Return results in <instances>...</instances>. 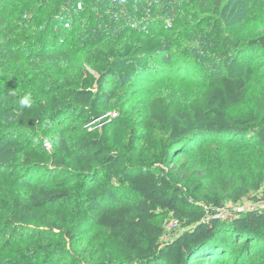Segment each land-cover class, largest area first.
<instances>
[{
    "label": "rangeland",
    "instance_id": "1",
    "mask_svg": "<svg viewBox=\"0 0 264 264\" xmlns=\"http://www.w3.org/2000/svg\"><path fill=\"white\" fill-rule=\"evenodd\" d=\"M55 1L59 0H45L42 8L28 0H0V133L13 129L3 108L4 88L20 94L27 104L45 102L38 128L16 136L51 157L78 159V146L85 140L99 139L109 146V130L117 125L123 144L120 167L125 171L148 166L165 173L200 209L205 195L222 201L225 211L210 214L218 218L220 234L193 244L194 254L183 264H264V238H243L226 230L238 213L264 205V147L251 136L264 110V53L246 45L248 38L264 33V0H216L217 6L206 12L191 3L195 0ZM67 14L73 19L62 28ZM145 34L160 38L162 50L143 59L146 70L116 74L107 81L104 89L109 95L99 117L70 100L69 106L55 104L56 114L49 112L55 97L52 84L77 80L81 71L96 74L91 51L100 39ZM232 57L254 69L241 103L225 111L231 117L256 119L248 124L247 136H212L202 127L190 144L171 140L169 129L161 124L147 126L148 104L155 95L190 100ZM4 145L0 138V216L12 201L26 200L29 186L37 182H62L71 197L33 208L15 234L0 242V264H127L122 249L95 224L93 215L95 209L132 201L135 195L129 188L104 173L92 182L72 170L63 175L25 170L19 165L20 154L4 150ZM99 183L104 185L103 195L96 203L87 202L83 188ZM47 220L55 226L47 228ZM154 223L164 229L162 242L188 229L169 215Z\"/></svg>",
    "mask_w": 264,
    "mask_h": 264
},
{
    "label": "trees",
    "instance_id": "2",
    "mask_svg": "<svg viewBox=\"0 0 264 264\" xmlns=\"http://www.w3.org/2000/svg\"><path fill=\"white\" fill-rule=\"evenodd\" d=\"M28 1L33 2V6L41 4L43 8L45 0ZM55 2L60 5V0ZM191 3L199 6L203 12L217 6L216 0H195ZM48 4H51L49 0ZM24 8L32 12L29 6L22 5V9ZM64 18L62 28H65L66 22L73 19L69 14ZM236 45L239 46V43ZM246 45L248 49L264 53V33L248 38ZM162 48V40L152 34L133 37L117 35L110 40L100 39L91 51L96 74L81 71L77 80L64 79L62 83L52 84L55 97L51 100L49 112L56 114L59 105L55 104L65 102L68 106L73 103V106L88 108L93 117H99V108L109 95L108 90L104 89L107 81L116 74L128 76L139 69L146 70L147 63L143 59L154 56ZM253 72L252 66L232 57L225 64L223 71L209 78L202 91L190 100L182 101L162 94L155 95L148 104L147 126L161 124L169 129L171 140H190V144H193L197 137L195 132L202 127L212 132V136H247L250 131L248 124L257 122L256 119L231 117L225 111L230 106L241 103ZM2 91L5 99L3 108L13 129L0 133V138L5 142L4 150L20 154L19 165L23 169L45 170V173L56 172L59 175L72 170L92 182L97 174L104 173L106 176H113L119 184L125 185L133 192L135 197L132 201L95 209L93 215L95 224L122 249L123 261L127 264H183L194 254L193 244L212 240L220 234L218 218L210 216L215 210L224 208L220 198L205 195L200 209L190 200L184 187L173 182L165 173L156 172L148 166L129 173L120 167L123 144L119 126L110 128L109 146L99 139L85 140L78 146L82 153L80 158L68 161L63 155L51 157L34 145L24 144L16 136L38 128L46 112L45 102L27 104L23 102L20 94L13 90L4 88ZM251 136L264 147V110ZM259 184L253 188L258 189ZM103 193V183L96 186L86 184L82 190L85 200L92 203H96ZM243 193L245 190L238 191L234 199H239ZM70 197L66 184L62 182L51 186L41 182L30 185L27 199L12 201L6 207L7 212L0 216V242L6 243L8 236L15 234L17 225L28 220L33 208L51 206ZM162 215L183 221L188 229L173 240L162 242L164 229L154 223ZM46 224L47 228L55 226L48 220ZM226 230L243 238L250 234L259 239L264 238V205L238 213ZM18 264L35 263L23 261Z\"/></svg>",
    "mask_w": 264,
    "mask_h": 264
},
{
    "label": "built area",
    "instance_id": "3",
    "mask_svg": "<svg viewBox=\"0 0 264 264\" xmlns=\"http://www.w3.org/2000/svg\"><path fill=\"white\" fill-rule=\"evenodd\" d=\"M80 5V4H79ZM69 22H66V26H69ZM218 211V210H217ZM220 211H225L224 209H220ZM219 212V211H218Z\"/></svg>",
    "mask_w": 264,
    "mask_h": 264
}]
</instances>
